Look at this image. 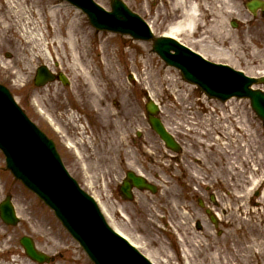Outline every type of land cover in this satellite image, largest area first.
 I'll return each instance as SVG.
<instances>
[{
  "label": "rangeland",
  "instance_id": "374dc122",
  "mask_svg": "<svg viewBox=\"0 0 264 264\" xmlns=\"http://www.w3.org/2000/svg\"><path fill=\"white\" fill-rule=\"evenodd\" d=\"M97 1L108 9L111 8V0ZM124 1L133 6L132 0ZM204 1L210 4L208 11L214 28L210 32L204 29L203 32L200 31V34L193 37L184 34L181 37L182 40L193 49L204 51V46L220 47V45L211 42L212 40L215 41L220 37L226 38L227 43L224 47L230 53L232 52L233 61L229 59L211 60L229 63L235 68L246 70L247 74L264 70L263 19L260 20L258 17L253 20L250 18L245 5L246 0ZM5 5L4 0H0V8ZM13 5L23 10L14 19L9 20L11 24L13 22L14 29L5 36L7 39L0 33V81L8 84L17 101L55 137L68 167L84 188L98 199L114 227L135 243L137 242L140 250L149 254L156 264H218L215 258V255L219 254L217 249L223 255H228L231 260L233 255L232 252H227V247H232L235 255L240 252L244 253L245 248L249 247L251 243L258 251L259 242H264V227H259L257 222L259 207H256L253 200L251 205L243 204L241 206L243 208L242 215L240 211L236 212L238 204L248 202L251 188L256 184L250 178L256 179L258 167H264V150L260 146H264V142L261 141L262 138H257L255 133L251 134L250 127L252 125L254 128H259L261 123L252 110L250 102L234 99L228 103L242 115L243 119L247 116L250 124L248 137L250 140L248 149H245L241 157L244 158L246 166L241 165L239 154L235 155L234 164L239 166L242 173L238 174V182L232 186L234 187L233 191L229 192L230 189L226 184L225 188L221 185L217 186L216 194L219 196L222 208L224 205L229 211L226 216H223L226 227L223 228L225 236L221 234L222 237L214 232L213 226L209 225V222V227H205L204 231L198 233L193 227L196 216L193 218L188 212L182 213L186 202L178 185L179 165L175 157L172 156L176 153L166 151L157 134L147 125L144 115L145 104L148 96L161 104L163 121L180 140H183L187 148L185 154L191 156L192 153L188 151V148H191L189 138L193 139L194 133L191 134L189 130L190 128L195 129L197 126L218 127L216 112L213 109L217 101L207 99L199 88L188 84L183 79L179 70L162 61L153 49V42H139L126 36L100 32L91 26L82 11L63 0H14ZM55 7L58 13L48 17L49 9ZM162 10L163 15L170 12L169 3H164ZM249 19H251V23L247 22ZM38 20L43 23L47 43L53 40L48 25H57L58 30L62 26L63 32L68 31L69 28L72 31L79 28L75 30V36L82 40L81 51L85 60L96 77L101 78L104 83L105 62L108 61L111 68H115L120 88L126 90V95L120 94L119 90H114L113 82H108L105 88V94L109 98L108 106L115 109L116 103L121 102L127 112L131 110L132 113H135L136 117L130 121H128V117L125 118L122 126L125 125V130L129 135L130 132L132 133L131 136L135 139L136 146L132 143L130 149L127 145L122 152L112 127H104L99 122L96 113L87 108L88 97L80 89L81 87L85 89L83 87L84 80L80 76V70L77 68L76 70L72 66L71 60L67 57L60 60L59 55L52 47L51 49L43 47L44 56L36 58L34 55H37V47L29 40L28 44L24 45L16 40L14 43L9 42L8 36L21 38L24 34H35ZM154 20H159V17L155 16ZM231 20L238 22L237 28L232 26ZM153 26L155 35L168 30V27H164L162 24ZM226 33L231 34L229 36ZM27 39L29 38L24 37V40ZM42 64H48L56 72L65 73L69 78V84L65 86L57 81L44 87H36L33 78L37 67ZM148 66L156 68L159 76H156L155 79L150 76L146 70ZM130 75L134 76L133 84L129 83ZM172 75L178 80L179 87H175V91L172 90L173 85L166 81V78ZM260 87L264 88V86ZM76 90L79 91L78 100L73 96L76 94ZM180 90L183 91L185 100H180L181 97L177 94ZM69 103L83 115L82 121L88 132L87 135L78 136L76 134L74 123H71L69 119L71 115ZM39 107L46 112L45 115L39 112ZM80 113L72 112L75 119L80 117ZM225 113L229 115V112ZM46 115L50 116L55 121V125L60 127V133L49 124ZM138 130H141V137L137 136ZM103 132L108 133L109 136L101 138ZM215 136L214 133L210 135L212 142H214ZM69 141L77 142L78 154L68 147ZM228 147L230 148V145ZM149 148H152L153 153L148 151ZM140 150L142 151L140 152ZM230 160L231 158L228 159V161ZM4 164V157L0 155V172H3L0 173L3 179L0 181V201L5 197L6 191L13 193L15 203L20 207L28 208V211L23 214L30 218V221L23 220L19 225L10 227L9 232L6 233L5 229L8 228L0 219V264H37L27 257L19 244V238L23 233L31 234L38 241L41 249H47L51 251V254H57L56 260L50 264H93L60 222L36 198L19 190L18 182L7 179L9 175L4 170ZM222 168L224 169V167ZM135 169L140 170L155 183L158 186V191L154 194L150 191L137 190L135 198L132 201H127L121 197L119 185L126 171ZM216 170L218 173L214 175L215 183L218 184L217 180L220 183L232 181L230 172L226 170L224 172L220 168ZM248 179H250L248 186H245L244 183ZM167 187L173 188L172 196L167 195ZM231 199L233 202L230 205ZM185 208L188 207L185 206ZM262 208L263 206H261V213L264 211ZM217 211L221 213L220 210ZM181 232L187 233L185 238L189 253L186 254L189 258L188 262H184L180 256L179 238ZM242 237L245 241L241 244ZM213 242H215V247H206L207 243ZM48 244L49 246H47ZM261 255L256 254L252 258L251 264H264V256ZM236 263L233 261L229 264Z\"/></svg>",
  "mask_w": 264,
  "mask_h": 264
},
{
  "label": "water",
  "instance_id": "95a60500",
  "mask_svg": "<svg viewBox=\"0 0 264 264\" xmlns=\"http://www.w3.org/2000/svg\"><path fill=\"white\" fill-rule=\"evenodd\" d=\"M70 1L83 8L97 27L131 33L136 37H148L144 33L143 24L119 1H115L112 13L103 12L91 0ZM250 8L253 9L254 5H250ZM169 42L172 41L158 40L155 48L169 63L180 67L186 78L201 84L210 95L222 99L233 95H248L252 97L255 107L258 110L261 109L259 104L264 102V95L249 90L251 80L243 79L230 69L228 71L233 75L227 74L226 77L234 79L232 80L234 84L227 86V89L223 91V87L227 85H222L225 77L218 75L223 71L214 70L217 69L215 64L202 61L192 56L180 45ZM170 49L176 50V53L171 54ZM204 64L208 67L199 71L193 69L194 66L202 67ZM201 72L211 73L213 76L211 78ZM44 80L41 78L39 83ZM148 109L151 112L157 111L156 105L152 103ZM151 121L168 145L176 148L173 139L165 131L160 120L151 118ZM0 147L6 152L9 167L15 175L55 208L65 225L81 241L97 264H149L125 243L119 241L105 225L93 201L79 191L76 184L63 173L53 145L25 120L3 88H0ZM129 179L140 188L148 187L154 190L152 186L133 173H129ZM130 187L131 183L126 181L124 191L128 196ZM3 208L5 213L11 216L12 208L9 203H6ZM24 243H26L29 255L40 261L43 260L34 251L31 243Z\"/></svg>",
  "mask_w": 264,
  "mask_h": 264
},
{
  "label": "bare ground",
  "instance_id": "6f19581e",
  "mask_svg": "<svg viewBox=\"0 0 264 264\" xmlns=\"http://www.w3.org/2000/svg\"><path fill=\"white\" fill-rule=\"evenodd\" d=\"M6 5L5 7L0 8V33H2L3 37H5L8 33L13 31L14 24L9 22L12 18L14 19L15 16H18L20 13H22L23 9L16 7L13 5L14 0H4ZM9 3V5H8ZM175 6L177 7L178 12L181 13V17L179 20H177L175 23H173L170 26L169 34L176 36L179 38V36H182L183 34L187 33L189 36H193L199 29L200 25L203 22V18L205 17L202 13H200V9L202 6L207 7V2L202 1V4L196 3V2H190L189 4H186L183 0H175ZM51 14L54 15L55 13H58L56 7L53 9H50ZM37 27L38 31L37 33L33 35H23V37L18 38L15 36H8L9 42L14 43L15 40L20 42L21 44H28L29 42H32L37 47V55H34L36 58H40L41 56H44L43 47H48L49 49H52L57 52V54L60 57V60L62 58H68L71 60L72 66L76 69L80 70V76L84 80L85 89L82 87L80 88L82 93L84 95H87L88 97V103L87 108L89 110H93L96 115L98 116L99 122L106 127L111 128L113 126L118 127V123L120 120L121 113L123 112V109H120L118 111H115L112 107L108 106L107 97L105 94L104 89L106 88V84H104L103 80L99 77H96V75L92 72L91 67L85 60L84 54L81 51V38H76V32L75 30H78L79 28H76L74 31H72L70 28L68 31L63 32L62 26L58 30L57 25H54L50 27L51 35L53 36V40L46 43V36L44 29L42 27V23L40 21H37ZM206 30L210 32L214 28V25L211 23H208L206 26H204ZM228 34V33H226ZM231 34V33H230ZM230 34H228L230 36ZM219 35V34H217ZM24 37H27L29 39L24 40ZM211 37V36H210ZM5 39H7L5 37ZM212 40V39H211ZM213 41V40H212ZM217 45H220L219 48H215L213 46H204L203 50L212 57L213 59H232L233 55L232 52L230 53L227 49H225V44L227 43L226 38H217V40L213 41ZM233 42V47H234ZM65 55V56H64ZM106 65V71L104 75V81L105 82H113V89L119 90L120 94H125L126 90L124 88H120V83L118 82L117 75L115 72V68H111L108 61L105 62ZM76 69V70H77ZM148 73L150 76H152L154 79L156 76L159 75V72L157 69H150L148 68ZM166 81L170 82L172 86V90H174V86H178L177 80H174V78L166 79ZM156 84V81H154ZM179 95L182 100L185 99L183 91H179ZM75 96L74 98L77 99L79 96V91L76 90V94H73ZM190 98V97H189ZM78 100V99H77ZM106 102V103H105ZM230 115H226V118H228ZM239 126L243 128V121L238 122ZM229 128V127H228ZM227 128V129H228ZM109 134L106 132H103V134L100 136L108 137ZM121 141H123V137L121 138ZM196 142L198 145H200L202 148L205 149V151H208L209 153L213 155H218L216 152L219 149V147L216 144H208L206 140H202L199 136L196 139ZM70 147H75L74 143L69 142ZM76 148V147H75ZM222 151V148L220 149ZM219 154H221V151H219ZM200 163H203L201 158H198ZM232 170H237L236 167H232ZM167 195H173V188L167 187ZM264 245L260 244L258 246L259 252L263 250ZM218 258V257H217ZM227 258V262L230 260ZM237 260H241L242 264H250V256L243 255L240 259L236 258Z\"/></svg>",
  "mask_w": 264,
  "mask_h": 264
}]
</instances>
